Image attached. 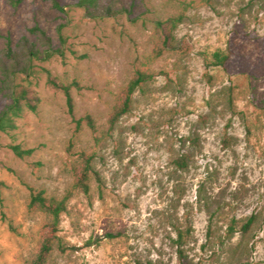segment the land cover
I'll return each instance as SVG.
<instances>
[{"label": "rangeland", "instance_id": "374dc122", "mask_svg": "<svg viewBox=\"0 0 264 264\" xmlns=\"http://www.w3.org/2000/svg\"><path fill=\"white\" fill-rule=\"evenodd\" d=\"M59 1L0 0V50L39 25L53 53L31 77L37 111L0 131V264L30 263L47 220L31 193L63 198L84 154L98 177L89 194L73 191L58 232L69 248L51 264H264V0H122L95 19L79 0ZM181 12L175 48L152 60L158 23ZM218 50L229 60L208 65ZM138 69L155 76L111 128ZM48 71L70 87L72 111ZM9 101L0 93V110ZM12 143L34 151L21 158Z\"/></svg>", "mask_w": 264, "mask_h": 264}, {"label": "trees", "instance_id": "16d2710c", "mask_svg": "<svg viewBox=\"0 0 264 264\" xmlns=\"http://www.w3.org/2000/svg\"><path fill=\"white\" fill-rule=\"evenodd\" d=\"M13 7H19L25 0H7ZM53 6L62 9L59 0H49ZM122 0H79V6L83 7L86 16L90 18H104L115 16L120 12L118 4ZM205 4H212L215 0H200ZM185 13L171 15L164 21L158 23V31L161 37V44L154 50L152 60L160 57L164 51L175 48L176 32L179 25L183 23ZM31 38L24 35L16 42L8 38L5 47L0 50V93H3L10 100L8 104L0 110V131L12 132L17 128V119L23 116L26 111H37L41 98L32 87L31 77L36 72V60L50 58L52 53V38L47 31L35 25L29 29ZM230 54L225 51H216L212 57L207 60L208 65L224 66L229 60ZM48 81L56 88H61L66 94L71 111L73 110V97L70 87L58 82L48 71ZM155 72L149 69H138L135 75L124 88L119 101L115 105L110 118L111 128L120 120L121 117L128 114L133 108V95L148 81L152 80ZM87 120L93 126L94 122L91 116ZM10 147L15 154L21 158L31 156L34 149L25 148L22 144L12 143ZM187 155L183 154L175 162L180 168L187 167ZM94 155H82V162L74 171L73 188L63 197L46 196L43 191L32 192L29 202L31 210L41 211L46 214L47 220L40 231V241L38 249L32 257L29 264H51L53 252L58 248L62 252L69 247L66 246L59 236L62 215L69 210V201L73 191L89 194L91 183L94 176L98 173L93 167ZM5 183L0 181V198ZM255 221V215L248 218L246 223L241 226L243 232H248ZM236 221L233 220L229 226L230 234L237 231ZM190 235V229L186 231L179 230L178 238L175 240L179 246V252L183 253L181 245ZM92 243V242H89Z\"/></svg>", "mask_w": 264, "mask_h": 264}]
</instances>
